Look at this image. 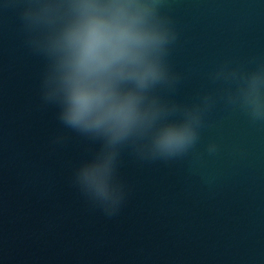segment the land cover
Wrapping results in <instances>:
<instances>
[{"label": "water", "instance_id": "obj_1", "mask_svg": "<svg viewBox=\"0 0 264 264\" xmlns=\"http://www.w3.org/2000/svg\"><path fill=\"white\" fill-rule=\"evenodd\" d=\"M24 7L0 0V264H264V122L226 101L233 84L212 78L225 63H264V0H165L180 76L165 95L213 102L186 155L121 150L125 195L111 214L74 182L100 145L43 99L47 58L29 42Z\"/></svg>", "mask_w": 264, "mask_h": 264}, {"label": "clouds", "instance_id": "obj_2", "mask_svg": "<svg viewBox=\"0 0 264 264\" xmlns=\"http://www.w3.org/2000/svg\"><path fill=\"white\" fill-rule=\"evenodd\" d=\"M24 3L29 42L47 58L43 99L59 107L63 125L100 145L75 170L74 182L111 214L125 195L116 174L121 150L163 160L186 155L199 140L213 98L204 95L188 105L165 95L180 80L168 59L177 34L161 11L165 0ZM212 78L233 84L226 101L253 122H264V63L250 71L225 63Z\"/></svg>", "mask_w": 264, "mask_h": 264}]
</instances>
